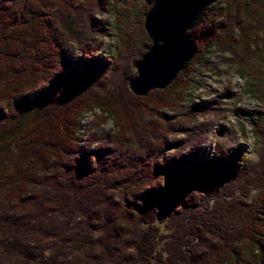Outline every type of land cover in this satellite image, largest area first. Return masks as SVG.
Returning <instances> with one entry per match:
<instances>
[{
    "label": "trees",
    "instance_id": "1",
    "mask_svg": "<svg viewBox=\"0 0 264 264\" xmlns=\"http://www.w3.org/2000/svg\"><path fill=\"white\" fill-rule=\"evenodd\" d=\"M123 1L116 21L129 36L133 1ZM145 1L142 16L156 0ZM218 4L186 33L200 56L214 44L232 53L264 104V0ZM107 9L0 0V264L77 253L68 264H264V111L252 119L250 160L234 130L211 131L222 98L184 104L176 83L134 95L131 63L144 53L131 40L96 59ZM95 108L93 131L81 133ZM111 116L116 131H105ZM208 135L213 154L202 158Z\"/></svg>",
    "mask_w": 264,
    "mask_h": 264
},
{
    "label": "rangeland",
    "instance_id": "2",
    "mask_svg": "<svg viewBox=\"0 0 264 264\" xmlns=\"http://www.w3.org/2000/svg\"><path fill=\"white\" fill-rule=\"evenodd\" d=\"M107 11L97 15V18L104 27L102 35L97 38L101 41L102 45L97 52L96 59L103 60L110 54L116 55L121 47L123 39L131 40L130 46L134 52L139 50L142 53L147 51V44L150 42L144 41L142 37L141 27L146 34L143 22L139 20L142 16V8L145 4H149L145 0H132V8L127 16L128 29L127 35H122L116 21L118 10L124 5L123 0H103ZM219 6H225L227 0H217ZM263 33L258 34L260 37ZM216 44L211 45L203 54L196 55L192 59V64L189 66L190 73L181 76V79L176 78L171 84L176 83L183 90L184 104H190L197 100H211L214 98H222L223 103L220 105L222 112L214 117L212 121L211 131L217 130L220 124L224 125L226 130H234L239 138L237 147L246 154L248 159L256 160L257 153L254 129L252 119L255 118L259 112L264 111V104L255 100L249 92V79L245 76L242 77L240 72V64L236 61H230L233 58L232 53L229 51H220ZM79 56V52L77 53ZM133 70L132 73L136 74L134 62L131 63ZM178 75V74H177ZM185 81V82H183ZM169 84V86L171 85ZM116 87V86H115ZM167 88V87H166ZM116 89V88H115ZM118 88L116 89V91ZM130 91V90H129ZM99 114L98 109H94L93 113L87 112L84 114L81 125V133L93 131L90 128L93 116ZM211 116L196 117L195 122H200L209 119ZM244 126V132H239L241 126ZM105 131H116L113 117H109L101 124ZM86 133V134H87ZM202 158L211 157L213 154L214 140L211 135H208L204 144ZM256 192L252 191L251 196ZM79 258L78 253L73 254L68 259L57 260L59 264H68L70 262H77Z\"/></svg>",
    "mask_w": 264,
    "mask_h": 264
},
{
    "label": "water",
    "instance_id": "3",
    "mask_svg": "<svg viewBox=\"0 0 264 264\" xmlns=\"http://www.w3.org/2000/svg\"><path fill=\"white\" fill-rule=\"evenodd\" d=\"M216 0H156L145 12L143 27L148 50L134 63L136 75L127 87L136 96L163 90L191 61L197 46L187 31L204 8Z\"/></svg>",
    "mask_w": 264,
    "mask_h": 264
}]
</instances>
